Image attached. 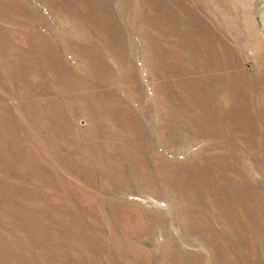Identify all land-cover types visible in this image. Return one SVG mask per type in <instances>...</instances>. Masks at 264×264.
Here are the masks:
<instances>
[{
    "label": "rangeland",
    "instance_id": "rangeland-1",
    "mask_svg": "<svg viewBox=\"0 0 264 264\" xmlns=\"http://www.w3.org/2000/svg\"><path fill=\"white\" fill-rule=\"evenodd\" d=\"M32 259L264 264V0H0V264Z\"/></svg>",
    "mask_w": 264,
    "mask_h": 264
},
{
    "label": "bare ground",
    "instance_id": "bare-ground-1",
    "mask_svg": "<svg viewBox=\"0 0 264 264\" xmlns=\"http://www.w3.org/2000/svg\"><path fill=\"white\" fill-rule=\"evenodd\" d=\"M34 256H39V258H46V259H49V255L45 252V251H42L39 249V248H36L35 252L32 254ZM35 262V259L33 260L32 259V264Z\"/></svg>",
    "mask_w": 264,
    "mask_h": 264
}]
</instances>
